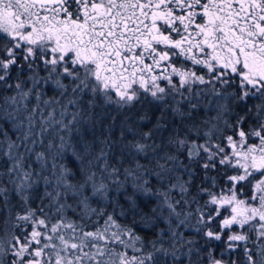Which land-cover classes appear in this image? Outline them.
Here are the masks:
<instances>
[{"label":"snow or ice","instance_id":"6c2138e0","mask_svg":"<svg viewBox=\"0 0 264 264\" xmlns=\"http://www.w3.org/2000/svg\"><path fill=\"white\" fill-rule=\"evenodd\" d=\"M185 260L264 264V0H0V264Z\"/></svg>","mask_w":264,"mask_h":264},{"label":"trees","instance_id":"16d2710c","mask_svg":"<svg viewBox=\"0 0 264 264\" xmlns=\"http://www.w3.org/2000/svg\"><path fill=\"white\" fill-rule=\"evenodd\" d=\"M43 74H44V73L42 72L41 75H43ZM13 75H15V69H13ZM25 87L27 88L28 85H25ZM41 89H42V90L44 91V93H45V95H44V97H43L44 99H48V98L52 97L53 95H58L57 93H54V92H53V90H52V88H51L50 85L47 86V87L41 85ZM34 95H35V94L33 93V99L31 100L29 107H31L32 105H35V103H36V101H35V99H34ZM41 107H44V106L41 105ZM69 111H70V112H71V111H75V109H74V108H70ZM157 114H158V113H157ZM45 115H47V112H45ZM203 115H204V113L201 112V113H200V116L202 117ZM37 116H39V114H37ZM56 118L59 119V109H57ZM67 119H71V116L67 117ZM153 122H154V117H153ZM104 123L107 124V123H109V121L106 120V121H104ZM5 127H7V125H5ZM148 127H151V125H148ZM144 130H147V129H144ZM10 134H11V133H10ZM98 135H99V133H98ZM116 135H118V133H116ZM13 139H15V136H14V135H13ZM47 139H54L56 143H59L58 138H55L51 133L49 134V136L47 137ZM46 142H47V141H46ZM37 151H42V149L37 148ZM51 163H52V161H51V159H50V160H49V169L51 168ZM56 163H57V164L65 163V164H67L69 167H75V165L72 163L70 157H66V158H64L63 160H61V159H57V160H56ZM101 163H103V162H101ZM113 163H115V161H113ZM140 163H146V161L141 160ZM124 166H125V167L128 166V165H127V162L125 163ZM34 167H36L37 170H38V168H39V166H38V165H35V164H34ZM97 171H98V170H97ZM45 175H48V173H45ZM122 178H123V176L121 175V179H122ZM98 179H99V175H98ZM185 179H187L186 176H185ZM151 183H152V186H153L154 188L159 186L155 180H152ZM221 183H222V182H221ZM199 184H200V178H197V179L195 180L193 186H192V194H193V195L195 194L196 189H197V186H198ZM129 191H131V189H129ZM42 192H43V185L41 184L40 187H39V189H38L37 195H39V194L42 193ZM113 195H115V193H113ZM173 195H175L176 198L179 199L178 194H175V193H174ZM206 199H208V197H206V196H205V197H202V198H199V202H200L201 204H203L204 200H206ZM121 202H123L122 199H121ZM38 203H39V201L36 200V201L33 202V205H32V206H33V207H36ZM45 203H47V201H45ZM68 203H70V204H74V201L71 200V199H69V200H68ZM153 203H155V201H153ZM92 206H93V207H98V206H99V207H104L103 204L97 205V203H96L95 201H93ZM196 206H197L196 204H192V205H191V209H186V208H185L184 210H186V211H187V210H194V209L196 208ZM181 208H184V206L181 205ZM107 210H108L109 212L112 211L111 207H108ZM179 210H180V209H178V211H179ZM77 211H79V210H77ZM164 215H167V212H165ZM68 216L71 217V218H74V219H75V218H78V217H75L71 211L68 212ZM182 218H183V217H181V219H182ZM93 219H95V217H93ZM137 219H139V218L137 217ZM194 222H195V216L192 218L191 223H194ZM101 223H103V221H101ZM120 223H122V224H128V225L131 226V218H127V219L122 218V219H120ZM176 223H177V221L175 220V218H173V227L176 226ZM166 227H167L166 224H165L163 221H160V222L157 223L156 227L153 228V229L151 230V232L146 231V230L143 228L142 225H137V226L135 227L134 230L137 232V234H139V235H143V236H145L147 239H151L152 236H153V234H154L155 232H157L160 228H165V229H166ZM236 230H238V229H234V231H236ZM217 231H219V228H218ZM178 232L183 233L185 239H189V238H193V237H195V238L199 241L197 247H200V246L204 245V240L201 239L200 237H198V236L196 235V233H195L194 230H192V229H187V228H184V227H181V228L178 229ZM227 235H228V233L225 232L222 241H220V242H213V245H210V246H212V247H215L216 255H217L218 257L220 256L221 250L225 247V245H224V243H223V240H226V239H227ZM167 238H168V236H167V232H166V233H165V239H167ZM167 246H168V245L166 244L165 247H167ZM206 250H207V249L205 248L204 251H206ZM237 255L242 256V255H243L242 251L239 252V253H231V254H228V255H224V256H223V259L228 260V259H229V256H231L232 259H235ZM192 259H193V261H195V260H196V257L193 256ZM182 264H187V261H186V260H185V261H182ZM204 264H207V261H206V260H205Z\"/></svg>","mask_w":264,"mask_h":264},{"label":"rangeland","instance_id":"374dc122","mask_svg":"<svg viewBox=\"0 0 264 264\" xmlns=\"http://www.w3.org/2000/svg\"><path fill=\"white\" fill-rule=\"evenodd\" d=\"M224 215H227V213H224ZM224 218V216L222 215L215 223H216V225H218L219 224V222H220V220H222ZM216 230H218V227H217V229Z\"/></svg>","mask_w":264,"mask_h":264}]
</instances>
